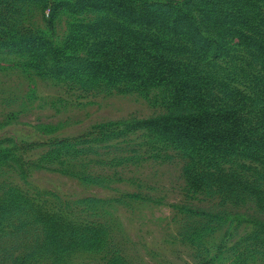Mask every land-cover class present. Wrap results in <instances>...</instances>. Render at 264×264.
<instances>
[{"label":"rangeland","instance_id":"1","mask_svg":"<svg viewBox=\"0 0 264 264\" xmlns=\"http://www.w3.org/2000/svg\"><path fill=\"white\" fill-rule=\"evenodd\" d=\"M0 2V18L56 47L64 46L72 23L95 19L63 9L47 32L38 6ZM236 5L225 6L233 8L224 10L234 16L229 26L262 44V53L252 59L248 49L218 43L209 55L220 57V67L210 70L240 75L230 87L235 96L214 93L239 103L238 115L249 123L244 135L263 146L257 156L208 151L205 157L141 129L143 120L167 113L163 88L89 89L59 81L61 68L28 69L29 49L41 44L0 49V152L18 162L0 159V229L7 228L0 264H264V4ZM61 140H69L67 147ZM254 146L245 148L255 152ZM23 164H31L26 177Z\"/></svg>","mask_w":264,"mask_h":264},{"label":"trees","instance_id":"2","mask_svg":"<svg viewBox=\"0 0 264 264\" xmlns=\"http://www.w3.org/2000/svg\"><path fill=\"white\" fill-rule=\"evenodd\" d=\"M15 1L38 6L47 32L54 29L56 12L60 10L77 16H95L92 21L68 26L69 37L62 47H56L27 26H12L8 19L0 18L3 20L0 23V49L41 44L29 49L28 60L25 61L28 69L37 72L45 70L50 74L56 67L61 68L59 81L69 78L73 84L89 89L103 87L107 91L139 94L156 88L165 89L168 93L167 113L143 120L141 129L168 140L170 145L178 141L183 150L200 149L205 157L208 151L241 153L242 157H248L251 154L257 156L256 152L263 147L244 135V126L248 127L249 123L246 125L247 121L239 117V103L233 102L232 106L214 93L218 91L235 96L230 87L240 75L223 69L210 70L212 65L220 67V57H216V53L209 55L218 43L221 49L231 46L248 49L252 59L255 52L262 53V44L228 24L234 16L225 14L224 10L233 8L225 6L232 5L238 10L236 1L239 3V0H191L190 3L186 0L185 6H177L167 0L161 3L157 0L150 3L137 0ZM261 2L264 4V0ZM154 26L163 32L152 35L141 33L143 28L152 31ZM199 39L208 48L206 52L199 47ZM74 61L80 62L76 68L72 66ZM210 96L213 98L210 99ZM66 141L69 140H61L60 144L67 147ZM252 144L257 151L246 150L245 145ZM237 147L239 151H236ZM69 152L66 154L74 153ZM6 158L18 166L14 154L0 152V159ZM58 158L55 155L50 159ZM49 161L45 160L44 164ZM30 166L23 164L25 177ZM4 229L7 228L1 226L0 235Z\"/></svg>","mask_w":264,"mask_h":264}]
</instances>
